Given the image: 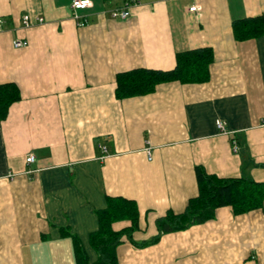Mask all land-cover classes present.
<instances>
[{
	"label": "crops",
	"instance_id": "0c3cea01",
	"mask_svg": "<svg viewBox=\"0 0 264 264\" xmlns=\"http://www.w3.org/2000/svg\"><path fill=\"white\" fill-rule=\"evenodd\" d=\"M73 1L0 0V84L21 94L0 117V264H76L77 238L94 262L101 211L125 201L137 226L125 209L112 216L113 231L133 227L118 264H264V202L157 227L198 194L196 166L264 181V0ZM197 48L213 53L208 80L117 97L119 73L169 70Z\"/></svg>",
	"mask_w": 264,
	"mask_h": 264
},
{
	"label": "trees",
	"instance_id": "16d2710c",
	"mask_svg": "<svg viewBox=\"0 0 264 264\" xmlns=\"http://www.w3.org/2000/svg\"><path fill=\"white\" fill-rule=\"evenodd\" d=\"M259 17L246 18V21L258 20ZM260 22V21H259ZM264 19L259 25L263 28ZM213 53L208 48L190 49L178 52L176 65L169 70L134 68L118 74L116 95L126 98L154 91L157 84L178 80L180 82H203L209 79L210 63ZM21 98L19 87L13 82L0 84V117L5 119L10 105ZM196 176L199 192L190 198L184 211L175 213L169 210L157 219L159 235L161 233L181 230L196 223H203L215 216L216 209L221 206H232L235 213H244L261 207L264 202V181L259 182L245 177H220L207 172L202 166H196ZM122 206L105 209L100 213L101 228L95 233L93 247L98 258L90 262L82 244L75 243L76 264H118L116 248L124 235L131 238L133 227L137 226V216L134 205L128 206L125 201ZM125 209L132 212L134 226L130 229L113 231L108 227L115 212ZM118 210V211H117ZM159 235L153 239L155 242Z\"/></svg>",
	"mask_w": 264,
	"mask_h": 264
},
{
	"label": "built area",
	"instance_id": "2783aa9c",
	"mask_svg": "<svg viewBox=\"0 0 264 264\" xmlns=\"http://www.w3.org/2000/svg\"><path fill=\"white\" fill-rule=\"evenodd\" d=\"M92 5V0H74L73 3H72V8L74 10H77V9H82V8H86V7H89ZM196 7H191L190 10H195ZM112 16L114 17H120V18H126L129 14H130V11H129V8L126 7V8H116L114 10H112L111 12ZM74 17L76 19H78V24L79 25H84L87 23V20L86 19H79V15L77 13H75ZM37 21L39 22H42L44 21V17H37L36 18ZM2 22V19L0 18V23ZM33 19L32 17L27 14L24 16V23L26 26H30L32 25L33 23ZM27 40L25 39H14L13 41V44L15 47H22V46H25L27 45ZM217 124L220 128L223 129V123L221 120H217ZM147 154H148V158L151 159L152 156H151V151L149 149H147ZM35 160V155L34 154H30L28 157H27V161L28 162H34Z\"/></svg>",
	"mask_w": 264,
	"mask_h": 264
}]
</instances>
